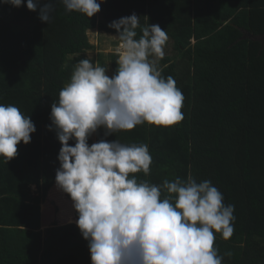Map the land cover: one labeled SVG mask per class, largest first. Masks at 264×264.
Returning a JSON list of instances; mask_svg holds the SVG:
<instances>
[{"label":"trees","instance_id":"16d2710c","mask_svg":"<svg viewBox=\"0 0 264 264\" xmlns=\"http://www.w3.org/2000/svg\"><path fill=\"white\" fill-rule=\"evenodd\" d=\"M26 3H0V104L16 106L36 127L14 159L5 164L0 157V264H91L77 224L43 216L60 167L51 105L93 50L87 33L117 36L109 25L132 14L140 19L137 38L158 24L172 42L173 55L155 67L181 90L183 120L107 137L98 129L89 144H146L152 162L148 174H130L138 182L210 180L224 204L234 205L231 238L214 233L222 264H264V46L243 38L264 35V0H105L91 18L52 0L47 24ZM109 58L113 75L119 56ZM161 195H168L163 188Z\"/></svg>","mask_w":264,"mask_h":264},{"label":"clouds","instance_id":"9594fccd","mask_svg":"<svg viewBox=\"0 0 264 264\" xmlns=\"http://www.w3.org/2000/svg\"><path fill=\"white\" fill-rule=\"evenodd\" d=\"M61 2L67 11L91 18L105 0ZM0 3L19 8L24 0ZM26 7L38 11L46 24L54 11L52 0H27ZM139 21L132 14L109 25L122 50L115 74L82 59L58 102L52 103L49 130L61 144L56 185L78 214L76 224L88 242L91 264H222L214 233L231 238L234 205L224 204L210 180L197 183L189 176L186 181L165 180L162 186L138 182L130 174H148L152 162L146 144L88 142L98 129L107 137L144 123L171 126L183 120L181 90L149 61V56L164 57L168 35L153 24L143 27L137 38ZM35 131L30 116L0 104V157L5 164L16 157L18 144L30 143ZM162 188L168 194L164 198Z\"/></svg>","mask_w":264,"mask_h":264},{"label":"rangeland","instance_id":"374dc122","mask_svg":"<svg viewBox=\"0 0 264 264\" xmlns=\"http://www.w3.org/2000/svg\"><path fill=\"white\" fill-rule=\"evenodd\" d=\"M87 35L90 43L94 45L93 50L86 52L87 59H90L94 65L107 69V74L112 76L109 57L112 54L121 53L122 51L119 47L120 42L118 38L116 35L101 33L96 30L89 31ZM164 53V56L168 57L173 55V45L169 39L164 46ZM149 61L154 62L155 66L159 64V59L154 56H149ZM41 206L44 207L43 216H48L47 219L49 221L53 217V222H56V224L76 223L78 219V214L73 208L71 199L56 184L48 191Z\"/></svg>","mask_w":264,"mask_h":264},{"label":"water","instance_id":"95a60500","mask_svg":"<svg viewBox=\"0 0 264 264\" xmlns=\"http://www.w3.org/2000/svg\"><path fill=\"white\" fill-rule=\"evenodd\" d=\"M243 38H249L251 40H256V41L260 42L262 47L264 46V35H262V36H253V35H251L249 33H245Z\"/></svg>","mask_w":264,"mask_h":264},{"label":"crops","instance_id":"0c3cea01","mask_svg":"<svg viewBox=\"0 0 264 264\" xmlns=\"http://www.w3.org/2000/svg\"><path fill=\"white\" fill-rule=\"evenodd\" d=\"M94 31H95V30H94ZM96 31H97V30H96ZM97 32H98V31H97ZM101 33H102V32H101ZM103 33H104V32H103ZM110 35H112V34H110ZM118 40H119V39H118ZM119 42H120V41H119ZM120 43H121V42H120ZM120 54H121V53H119V52L117 53L118 56H120ZM118 59H119V58H118Z\"/></svg>","mask_w":264,"mask_h":264}]
</instances>
